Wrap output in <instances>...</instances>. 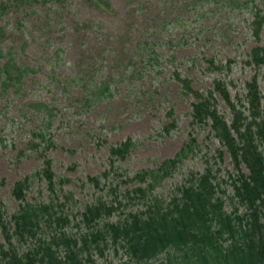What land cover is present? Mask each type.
<instances>
[{
	"label": "rangeland",
	"instance_id": "374dc122",
	"mask_svg": "<svg viewBox=\"0 0 264 264\" xmlns=\"http://www.w3.org/2000/svg\"><path fill=\"white\" fill-rule=\"evenodd\" d=\"M106 1L25 0L10 5L0 17L7 55L17 66L29 68L19 93L13 94L12 88L5 95L0 93V134L9 133L10 142L0 144V201L13 212L17 206L11 196L13 184L41 164L25 147L29 131L38 128L45 114L32 103H44L53 109L55 125L61 124L52 126L59 146L51 156L57 173L68 177L63 187L72 197L65 210L73 219V231L78 229L74 224L86 202L105 193L88 176L108 168L111 144L129 137L134 142L131 153L111 175L120 181L128 176L119 170L131 175L157 167L188 141L195 98L181 94L174 71L189 77L194 89H207L214 79L227 76L212 69L208 58L215 57L217 66L235 57L238 64L230 72V78L237 81L233 88L238 89L250 76L242 60L258 43L248 32L251 8L258 4L264 10V0ZM241 3L248 6L240 7ZM260 43L264 45V32ZM150 55L159 57L162 72L154 74L145 68L135 73ZM100 81L110 85L111 96L93 101L87 109V85ZM260 82L264 89V70ZM221 109L230 121V113L223 105ZM168 110L173 111L172 118ZM172 120L174 126L167 131L165 126ZM193 134L197 135L195 151L156 192L169 199L189 172L212 166L222 188L231 195L234 167L228 152L220 154L222 146L209 126L198 127ZM41 189L37 182L30 197H43ZM235 206L243 210L235 202L227 204L230 210ZM162 262L159 257L142 264ZM88 264L135 263L122 248L110 247Z\"/></svg>",
	"mask_w": 264,
	"mask_h": 264
},
{
	"label": "trees",
	"instance_id": "16d2710c",
	"mask_svg": "<svg viewBox=\"0 0 264 264\" xmlns=\"http://www.w3.org/2000/svg\"><path fill=\"white\" fill-rule=\"evenodd\" d=\"M19 1L25 0H0V17ZM242 6L248 3H241ZM258 6H252L248 26L250 36L258 43L242 60L250 76L238 89L233 88L237 81L230 78V72L238 64L235 57L217 66L215 57L208 58L212 69L227 76L214 79L207 89H194L189 77L174 71L173 78L180 82L181 94L195 98L190 113L193 131L188 141L174 157L157 167L143 168L131 175L127 170L124 173L119 170L120 175L128 176L120 181L111 175L116 172L118 162L126 160L131 153L134 142L129 137L111 144L108 168L88 176L89 182L105 193L86 202L79 222L74 224L76 231L72 230L73 219L65 210L72 197L63 187L68 177L57 173L51 156L59 146L54 129L61 124L55 125L51 107L33 102L45 114L38 128L29 131L31 137L25 148L41 164L13 184L11 196L17 202L13 212L0 201V264H88L95 254H104L110 247L117 251L122 248L135 264L159 257L162 264H264V89L260 85L264 70V45L260 43L264 10ZM5 34L4 26L0 25V93L3 95L11 88L13 94L19 93L29 70L17 66L14 58L7 55L2 46ZM143 61L145 65L137 67L135 73L145 68L154 74L162 72L159 57L150 55ZM87 86L84 100L87 109L93 101L111 96L107 81ZM222 105L230 113V121ZM167 114L168 118L174 115L172 110ZM173 121L165 126L167 131L174 126ZM202 126H209L221 144L220 154L225 150L230 156L234 167V174L230 173L232 194L222 188L213 167L207 166L204 171L189 172L169 199L163 197L156 192L157 187L195 151L197 135L193 132ZM4 134H0V144L7 145L9 133ZM102 180L104 184L100 185ZM37 182L43 197H30ZM126 184L128 187H124ZM230 201L243 210L236 206L232 210L227 208Z\"/></svg>",
	"mask_w": 264,
	"mask_h": 264
}]
</instances>
